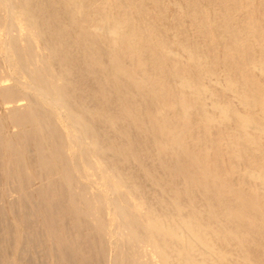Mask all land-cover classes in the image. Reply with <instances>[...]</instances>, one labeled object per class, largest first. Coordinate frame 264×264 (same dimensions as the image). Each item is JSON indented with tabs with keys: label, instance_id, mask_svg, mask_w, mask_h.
<instances>
[{
	"label": "bare ground",
	"instance_id": "obj_1",
	"mask_svg": "<svg viewBox=\"0 0 264 264\" xmlns=\"http://www.w3.org/2000/svg\"><path fill=\"white\" fill-rule=\"evenodd\" d=\"M0 56V264H264V0H0Z\"/></svg>",
	"mask_w": 264,
	"mask_h": 264
},
{
	"label": "rangeland",
	"instance_id": "obj_2",
	"mask_svg": "<svg viewBox=\"0 0 264 264\" xmlns=\"http://www.w3.org/2000/svg\"><path fill=\"white\" fill-rule=\"evenodd\" d=\"M0 58H1V56H0ZM2 60V58L0 59V61ZM4 65H5V68L6 69H8V68H10V63H5L4 62ZM22 78V77H21ZM7 110H6V108H5V106L0 102V114H2V116H6L7 115V112H6ZM6 118V117H5ZM6 120H7V118H6ZM5 128V131H4V129H3V137L5 136V137H7V135L8 134H13V132L15 133L16 132V128L13 126V125H11L9 122H8V120H7V122L5 123V126H4ZM31 149H33V148H31ZM2 172V169H1V167H0V182H2V183H0V204L2 203V206L6 209V208H8V207H10V204L12 203V201L17 197V194H16V192H13V193H10V195L7 193V194H4V192L2 191L3 190V188H4V185H5V183H6V179L4 178V177H2L1 176V173ZM38 182H33V183H31L30 185H29V188L30 189H34L38 184H37ZM15 195V196H14ZM3 196V197H2ZM2 197V198H1ZM12 197V198H11ZM12 201H11V200Z\"/></svg>",
	"mask_w": 264,
	"mask_h": 264
}]
</instances>
